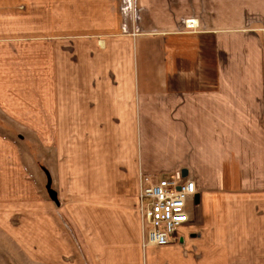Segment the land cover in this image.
Instances as JSON below:
<instances>
[{"label": "crops", "instance_id": "1", "mask_svg": "<svg viewBox=\"0 0 264 264\" xmlns=\"http://www.w3.org/2000/svg\"><path fill=\"white\" fill-rule=\"evenodd\" d=\"M64 1L52 20L50 0H41L44 30H28L26 41L0 32V113L19 123L33 116L47 146L56 120H79L74 133L102 135L100 164H119L120 149L130 148L131 172L146 174L139 190L144 178L194 164L180 171L199 184L204 241L192 223L180 244L145 247L142 235L128 264H264V0ZM34 5L29 27L40 24ZM162 129L168 156L155 168L144 163L156 140L141 132ZM23 164L0 132V202L36 191Z\"/></svg>", "mask_w": 264, "mask_h": 264}, {"label": "rangeland", "instance_id": "2", "mask_svg": "<svg viewBox=\"0 0 264 264\" xmlns=\"http://www.w3.org/2000/svg\"><path fill=\"white\" fill-rule=\"evenodd\" d=\"M32 2L35 4L33 11L36 19L40 21L35 27L27 24L26 10ZM40 2L2 0L3 27L0 32L17 36L21 41L28 40V30L37 34L43 32ZM64 2L73 4V0ZM49 5L51 19L57 20L58 0H50ZM66 10L68 15L75 11L73 8ZM61 27L59 23L51 26L53 33ZM65 42V49L69 48L70 55L67 57L70 63L78 65L80 58L74 54L77 50L71 45L72 39ZM56 59L61 71L63 59L60 55ZM58 92L65 107L63 87ZM71 120H56L55 142L47 146L46 139L36 131L33 116L27 120L28 123H19L0 113V132L16 143L29 179L36 184V191L24 193L11 202H0V264H128L126 255L142 249L143 232L137 225V212L140 214L137 198L141 175L146 174L139 172L134 176L131 172L133 162L128 160L130 148L120 149L122 158L119 164L115 159L100 164V159L108 151L101 147L102 135L74 133V128H80L79 120ZM141 133L144 142L151 138L159 147L154 148L151 163L145 161L144 164L155 168L165 166L168 154L164 149V130H151L149 135L148 130ZM147 143L144 145V160L149 153ZM98 151L101 156L97 155ZM193 165H181L177 171L181 172V168L193 171ZM52 194L56 195V199ZM192 225L197 226L192 231L193 237L204 241L201 207L195 210ZM187 233L183 228L181 234L184 236ZM97 257L100 260L93 263L92 258L95 260ZM79 260L81 263H78Z\"/></svg>", "mask_w": 264, "mask_h": 264}, {"label": "built area", "instance_id": "3", "mask_svg": "<svg viewBox=\"0 0 264 264\" xmlns=\"http://www.w3.org/2000/svg\"><path fill=\"white\" fill-rule=\"evenodd\" d=\"M140 190L144 246L160 248L183 242L181 231L193 223L199 206L195 181L178 172L157 182L144 178Z\"/></svg>", "mask_w": 264, "mask_h": 264}, {"label": "water", "instance_id": "4", "mask_svg": "<svg viewBox=\"0 0 264 264\" xmlns=\"http://www.w3.org/2000/svg\"><path fill=\"white\" fill-rule=\"evenodd\" d=\"M183 176L184 177H188L187 175H188V173H187V171L186 170H184L183 171ZM51 180H49V182H50ZM50 184H51V182L49 183V186H50ZM52 197L54 198V199H56V195L54 194H52ZM195 200H196V204L197 205H199L200 204V195L199 194H197L196 196H195Z\"/></svg>", "mask_w": 264, "mask_h": 264}]
</instances>
